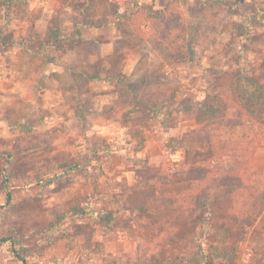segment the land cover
Here are the masks:
<instances>
[{"label": "rangeland", "instance_id": "374dc122", "mask_svg": "<svg viewBox=\"0 0 264 264\" xmlns=\"http://www.w3.org/2000/svg\"><path fill=\"white\" fill-rule=\"evenodd\" d=\"M252 83L264 0H0V264H264V210L238 224L240 197L188 223L121 203L143 177L210 159L183 137L207 93L227 113L212 159L256 170L264 189Z\"/></svg>", "mask_w": 264, "mask_h": 264}, {"label": "trees", "instance_id": "16d2710c", "mask_svg": "<svg viewBox=\"0 0 264 264\" xmlns=\"http://www.w3.org/2000/svg\"><path fill=\"white\" fill-rule=\"evenodd\" d=\"M167 10V4H165L164 8L159 10L157 15L166 17ZM133 14V11H126L121 15V18L126 19L129 15ZM84 25L87 26V23H84ZM80 28H77L76 31H73L69 35L60 34L59 30L48 31V40L41 43V46L43 44H49L50 39L53 42L55 40L60 42L66 40L69 42L74 38H77L75 40H79L81 36ZM29 50L37 54L42 53L38 47L37 49L32 48ZM87 76L83 73H74V80L77 87L79 85H86ZM252 85L261 94V96L259 94H252V97L257 100L256 103L260 101V105L263 104L264 98L262 94L264 93V85L261 86L258 83H252ZM219 93H221V89ZM224 100L220 94L211 96L207 93L203 101L196 100L192 102L190 109L197 110L193 114H195L198 126H192L183 135L184 138L188 139L186 152L190 153L191 145L207 146L206 153L210 159L203 160L198 165L190 164L183 168L175 170L168 169L163 173L159 172L143 177L131 190L133 194L121 202L124 209L131 212L137 211L148 217L161 215L182 216L185 218L186 223H188L193 222L205 208L211 207V204L221 205L225 202L234 203L235 199L240 197L246 206L239 210L241 215H234L233 219L240 225H251L252 222H248L251 216L258 217L264 210V189L262 187L263 185H261L262 181L259 177H252L257 175V171L253 170L252 173L249 172L250 174H248V170L244 168L243 177L238 174L239 172L236 173V170L242 167L239 163L229 165L212 159L215 156V142H221L220 148H225L222 145V139L216 141L213 138L214 132L220 131L225 127L227 113L226 107H224ZM211 115L213 116L209 117ZM215 117L216 119L213 121L209 120V118ZM169 144L166 143V146H169ZM10 197L8 193V200ZM215 250L221 255L227 252L225 249H223L225 251L219 248Z\"/></svg>", "mask_w": 264, "mask_h": 264}, {"label": "crops", "instance_id": "0c3cea01", "mask_svg": "<svg viewBox=\"0 0 264 264\" xmlns=\"http://www.w3.org/2000/svg\"><path fill=\"white\" fill-rule=\"evenodd\" d=\"M11 258H12V257H7V258H6L7 262H8Z\"/></svg>", "mask_w": 264, "mask_h": 264}]
</instances>
